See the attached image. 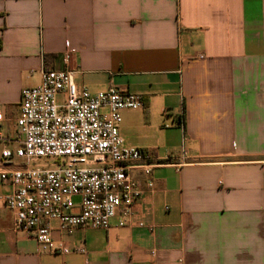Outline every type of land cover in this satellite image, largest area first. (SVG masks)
<instances>
[{
	"label": "crops",
	"instance_id": "1",
	"mask_svg": "<svg viewBox=\"0 0 264 264\" xmlns=\"http://www.w3.org/2000/svg\"><path fill=\"white\" fill-rule=\"evenodd\" d=\"M45 68L143 95L122 112L126 143L186 159L154 169L132 224L66 235L54 222L85 254L42 252L0 200V264H264V0H0V171L21 163L3 151Z\"/></svg>",
	"mask_w": 264,
	"mask_h": 264
},
{
	"label": "built area",
	"instance_id": "2",
	"mask_svg": "<svg viewBox=\"0 0 264 264\" xmlns=\"http://www.w3.org/2000/svg\"><path fill=\"white\" fill-rule=\"evenodd\" d=\"M144 106L141 94L114 86L93 93L77 87L73 70L43 69L41 83L22 91L18 146L3 151L4 158L21 161L0 171V181L13 187L0 200L13 212L15 230L30 233L42 252L68 255L86 249L55 241L54 222L66 235L79 228L108 229L116 217L122 226L132 224L144 186L154 187V169L172 165L179 170L186 159V151L158 158L126 143L122 112Z\"/></svg>",
	"mask_w": 264,
	"mask_h": 264
},
{
	"label": "rangeland",
	"instance_id": "3",
	"mask_svg": "<svg viewBox=\"0 0 264 264\" xmlns=\"http://www.w3.org/2000/svg\"><path fill=\"white\" fill-rule=\"evenodd\" d=\"M59 101H61V97H60ZM51 161H52V159H41L39 162L43 163V162H51Z\"/></svg>",
	"mask_w": 264,
	"mask_h": 264
}]
</instances>
